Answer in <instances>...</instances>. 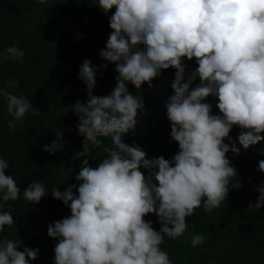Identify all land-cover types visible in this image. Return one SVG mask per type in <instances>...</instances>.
<instances>
[{"label": "clouds", "instance_id": "1", "mask_svg": "<svg viewBox=\"0 0 264 264\" xmlns=\"http://www.w3.org/2000/svg\"><path fill=\"white\" fill-rule=\"evenodd\" d=\"M95 5L105 15L115 9L98 56L115 65L116 84L107 96L93 95L96 77L107 63L96 67L84 60L77 78L85 86L86 101L60 107L58 119L69 111L77 118L82 146L72 160L88 157L103 138L112 147L95 167L87 159L80 161L81 169L74 174L78 187L70 184L63 192L57 187L49 192L33 181L23 189V199L36 204L50 193L70 210L69 216L47 226V236L57 241L52 264H171L160 248L164 236H181L194 209L218 208L229 185L241 187L238 179L233 181L237 174L225 155L239 154L230 130L241 129L237 140L243 149L264 139V0H96ZM23 55L11 46L3 58L22 62ZM182 58H195L197 65L186 80ZM169 68L175 70L174 94L164 108L178 152L170 160L146 158L140 146L122 142L143 107L126 84L136 90L142 84L151 88L152 80ZM197 77L199 83L190 88ZM0 95L13 117L9 128L26 113L40 115L23 96L2 90ZM209 96L217 100V115L204 102ZM63 147L60 133L41 150L51 155ZM7 168L8 162L0 158V202L15 201L20 194L13 177L5 174ZM257 170L264 173V160ZM256 191L249 209L264 205V187ZM148 214L161 223L159 230L143 219ZM5 226H13V217L0 212V232ZM202 243L201 235L193 236L192 246ZM18 244L0 241V264L36 259L38 250L17 251Z\"/></svg>", "mask_w": 264, "mask_h": 264}, {"label": "trees", "instance_id": "2", "mask_svg": "<svg viewBox=\"0 0 264 264\" xmlns=\"http://www.w3.org/2000/svg\"><path fill=\"white\" fill-rule=\"evenodd\" d=\"M96 0H0V90L28 99L39 116L26 113L14 121L6 110V98L0 95V158L8 162L6 175H11L20 189L15 201L0 202V212L13 217V226H5L0 232L4 239L19 243L16 250L36 249V259L29 264H52L54 238L47 236V226L70 215V210L51 194L36 203H26L23 189L31 182L42 183L46 191L57 187L63 192L75 181L74 174L81 169L80 161L87 159L95 167L112 147L110 139L103 138L102 145L88 157L72 160L81 149L82 138L77 133L76 116L69 111L58 119L59 108L70 106L77 100L86 101L84 84L77 78L84 60L99 67L107 63L98 52L105 47L111 29L108 17L96 5ZM15 46L23 51L22 62L3 58L6 48ZM185 65V80L197 67L195 58H182ZM115 65L107 63L96 77L93 89L95 96H107L115 87ZM175 70H161V75L152 80V87L141 85L139 90L126 84L129 92L142 101L133 129L122 137V142L140 146L146 158L163 157L170 160L178 152L176 142L170 140V124L164 104L172 96L171 83ZM18 82V83H16ZM199 83V78L191 87ZM212 106V114H219L213 96L205 98ZM237 126L230 130L232 143L238 155L226 153L234 167L241 187L232 189L225 202L218 208L205 212L203 207L194 209L186 217L184 233L176 239L164 236L161 250L167 252L171 264H264V205L259 210L247 208L256 202V188L264 187V173L257 170L264 160V139L243 149L237 136ZM61 133L64 147L54 154L42 151ZM264 136V132L261 133ZM224 143H228L227 140ZM142 174L144 169H140ZM76 195V189L73 188ZM151 220V227L159 230L161 223L154 214L143 218ZM171 227V226H169ZM201 235L203 243L192 246L194 235ZM27 259V258H26Z\"/></svg>", "mask_w": 264, "mask_h": 264}]
</instances>
